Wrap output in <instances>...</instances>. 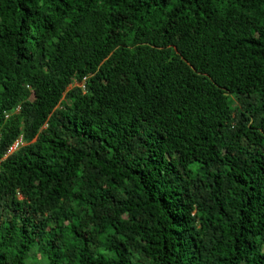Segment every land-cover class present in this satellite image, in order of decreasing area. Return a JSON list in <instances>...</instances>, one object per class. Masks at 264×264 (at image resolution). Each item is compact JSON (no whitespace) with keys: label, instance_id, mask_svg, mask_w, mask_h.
<instances>
[{"label":"trees","instance_id":"obj_1","mask_svg":"<svg viewBox=\"0 0 264 264\" xmlns=\"http://www.w3.org/2000/svg\"><path fill=\"white\" fill-rule=\"evenodd\" d=\"M0 264H264V0H0Z\"/></svg>","mask_w":264,"mask_h":264}]
</instances>
